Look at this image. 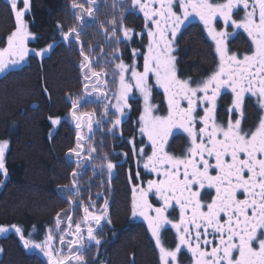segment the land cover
<instances>
[{"label":"snow or ice","instance_id":"6c2138e0","mask_svg":"<svg viewBox=\"0 0 264 264\" xmlns=\"http://www.w3.org/2000/svg\"><path fill=\"white\" fill-rule=\"evenodd\" d=\"M131 3L133 9L143 13L146 22L151 21L146 24L149 42L147 54H143V71H138L134 65H126L122 60L116 64L117 71L113 75H118L119 90L114 94L116 103L111 105L115 110L114 118L108 111L109 104L104 103L107 95L100 93L96 99L103 104V119L112 125L107 132L113 136L126 116L125 109L130 107L134 92H138L143 100V111L137 122L141 136L139 143L143 144V137H147L151 154L139 147L135 137L129 141L137 166L142 162L147 174L136 173V180L140 184L137 186L133 182L132 216L142 217L147 222L160 251L161 264H177L178 253L184 247L191 253V264H264V0H131ZM94 4L95 0H89V15ZM7 5L14 16L15 28L7 37V46L0 50V72L25 60L30 51L26 42L32 36L23 19L30 9V0H23L24 10L18 7V0H7ZM73 7L78 5L74 4ZM237 9H243L239 19L234 16ZM193 16L203 24L219 58L217 68L206 78L195 82L178 75L177 57L173 55L182 25ZM218 20L223 21L225 30L218 29ZM229 26L246 33L251 41L250 54H244L241 58L239 53L229 50L227 41L234 35L226 30ZM119 31L113 21L112 36L118 37ZM129 31L123 29L126 39L130 38ZM60 32L62 40L69 45L81 44V68L86 69L85 80L89 79V75L98 80L101 73L93 71L88 63L90 56L85 54L82 47L80 31L72 28L64 32L61 26ZM116 42L119 44V39ZM50 47L33 50L32 54L43 57ZM137 54L133 50V55ZM128 72L131 78L126 80L125 74ZM153 86L163 90L167 115L156 114V106L151 102ZM84 87L87 90L89 85L86 83ZM222 90L232 93L231 106L227 109L230 118L226 126L220 120L217 108ZM86 94L92 96V92ZM245 94L255 98L260 110L258 122L248 130L242 126ZM80 99H72L71 118L77 129L76 146L68 151L69 157H77V167L84 158L82 141L87 139L83 134L84 116L88 118V132H94V113H77ZM183 102H186V107ZM199 109L203 110V115ZM237 113L239 117L233 118ZM50 123L56 126L61 120L50 118ZM95 123L101 125L102 121ZM173 129L182 130L188 137L186 151L181 156L171 154L166 147ZM8 147L7 141H0V174L5 177V152ZM94 151V146L87 149L89 157ZM124 155L127 160L128 154ZM103 159L107 161V157ZM115 167L114 163L106 162L109 178ZM79 175L75 171L72 173L75 191L71 196L79 194V184L76 182ZM150 196H155L160 206L154 207ZM89 204L92 202L89 201ZM81 206L83 221H92L102 227L107 201L100 214L90 212L83 202ZM176 207L179 208L178 221L168 214L169 209L175 210ZM60 215L57 214L58 218ZM64 215L67 216V213ZM67 219L70 230L72 217L68 216ZM166 225L175 230V250L166 249L161 244V229ZM12 227L25 248L39 250L47 259V264H70L73 258L77 264H85L81 252L84 237L80 235V223H76L79 247L74 257L71 250L65 255L62 249L53 247L51 230L43 243H34L24 239L19 227ZM56 229L63 233L59 241L64 245L68 232L61 228L59 219ZM7 231V227H0V233ZM87 239L95 241L96 245L101 243L91 224L87 227ZM209 245L210 251L204 247Z\"/></svg>","mask_w":264,"mask_h":264},{"label":"trees","instance_id":"16d2710c","mask_svg":"<svg viewBox=\"0 0 264 264\" xmlns=\"http://www.w3.org/2000/svg\"><path fill=\"white\" fill-rule=\"evenodd\" d=\"M74 4L78 7H73ZM89 6V0H30V9L24 16L33 38L29 47L32 51L51 47L43 57L29 54L25 65L0 75V140L9 143L5 156L7 176L0 174V227L9 229L0 237V264H47L37 249L21 244L13 225L21 229L24 239L43 243L60 219L57 214L67 213L60 219L62 228L68 232L65 242L71 239L78 246L75 227L82 217L81 203L99 210L105 201L107 220L102 227L95 228L101 243L96 245L88 240L84 228L80 233L84 237L81 252L85 264H161L153 238L131 214V170H127L135 165L129 141L135 137L141 145L137 127L139 95L134 92L130 98V107L125 109L126 116L115 136L107 132L112 125L103 119V104L96 99L100 93L107 95L104 103L109 104L108 111L114 118L111 105L115 102L119 78L113 73L121 60L136 69L143 68L147 46L144 23L131 0H95L91 15ZM113 21L120 29L118 37L111 34ZM61 26L64 32L72 28L80 31L82 47L90 56L88 63L93 71L101 73L98 80L91 75L85 80L81 44L64 42ZM14 28L15 19L7 0H0V49L5 47ZM124 28L130 30L129 39L124 37ZM186 33L177 39L178 64L186 72L206 70L214 60L211 42L195 29ZM133 50L138 54L133 55ZM87 92H92V96ZM73 98H82L78 114L94 113L93 133L88 132L87 116L83 119L87 139L82 141L85 151L80 167L76 164L77 157L68 156L69 149L76 146L77 129L71 118ZM153 102L157 103L156 97ZM50 118H59L61 123L53 126ZM97 120L102 124L97 125ZM93 146L96 151L89 157L87 149ZM106 162L116 165L111 178ZM74 171L80 173L76 177L79 194L71 196L75 191ZM68 216L72 217L70 230ZM78 247L74 248L73 256Z\"/></svg>","mask_w":264,"mask_h":264},{"label":"flooded vegetation","instance_id":"af4514ba","mask_svg":"<svg viewBox=\"0 0 264 264\" xmlns=\"http://www.w3.org/2000/svg\"><path fill=\"white\" fill-rule=\"evenodd\" d=\"M136 12L139 16H141V21L144 23L143 33H144V35H146V39H147L146 44L148 46L149 41H148L146 24H150L151 21L146 22L143 13L139 12L138 9H136ZM242 15H243V9L234 10V16L237 19H239ZM217 26H218L219 30H225L224 25H223V21L218 20ZM191 29H195L196 31L200 32V34L202 35V37L206 41H208L209 43L211 42L212 52H214V60L211 61V64L208 66V68L206 70L201 71V72H195L193 70L186 72L182 69V65L178 64V55H177L178 42H177V39L185 31L187 32L186 33V35H187ZM226 30L234 33L233 37L230 38L229 41H227V45L229 47V50L231 52L239 53L241 58L243 57L244 54H250L251 41L248 39L246 33H244L242 29L241 30L232 29L231 26H229ZM147 46H146V49H147ZM173 55H175L177 57L178 75H180L181 78L190 79L193 82L206 78L209 74H211L217 68L218 63H219V58L216 56V53H215L214 42L208 36L207 31L204 29L203 24L199 21L198 18H196L194 16L190 17L189 21H186L185 24L182 25L181 32L177 35V38L175 41V51L173 52ZM137 70L142 72L143 68H140ZM130 77H131V75H130ZM153 82H154V80H153ZM154 84H155V82L153 83V85ZM153 87H154V89H152L151 102H153V97H156L157 103L153 102V104L156 106V109H157L156 114L157 115H167V101L164 98L163 90L158 88V87H155V86H153ZM139 98H140L141 104L138 108L139 109L138 117H137L138 120H139V115L142 112V98L140 96H139ZM231 99H232V93L230 90H222V96L220 98H218V105H217L218 113H219L220 120L225 124V126L228 122V119L230 118L228 113H227V109L231 106ZM245 99H246V103L244 105L245 118L242 121V126L245 128V130H248L250 128H253V126L258 122L257 117H258V113L260 110L255 103V98L251 97L248 94H245ZM183 103H184V106L186 107L187 106L186 102H183ZM198 111L200 112L201 115H203L202 109H199ZM238 117H239V113H237L236 117H233V118H238ZM138 130H139V128H138ZM139 136H140V134H139ZM140 140H141V136H140ZM187 145H188V137L186 136V134H184L182 130L173 129V135L169 136V138H168V145L166 146L167 150L171 154L181 156L182 154L185 153ZM139 147H143L149 155L151 154V145L147 141L146 137H143V144H141ZM134 163H135V165L129 166V168L127 170V172L129 170H131L129 172V174H130L129 175V185H131L132 188H133V182L137 186H139V184H140V181L136 180V173L138 171L142 175H147L143 169L142 162L140 163L139 167L137 166L136 159H135ZM130 177H131V181H130ZM152 178L155 179V176L153 175ZM144 184L146 186V180L144 181ZM132 195H133V193H132ZM150 202L153 204L154 207L160 206V202L157 201L155 196H150ZM168 214H170V218L175 219L176 221L179 220V208L178 207H176L175 210L169 209ZM135 219L139 223L144 225V227L147 228V230H148L146 221H144L143 219H137L136 217H135ZM148 232L151 235L149 230H148ZM151 237H152V235H151ZM153 240L156 244V241L154 238H153ZM161 244L166 249L175 250V248H176V245H177L176 233H175V230L172 229L170 225H166L164 228L161 229ZM204 247H206L207 250H209V251L211 250L210 245L204 246ZM157 249H158V247H157ZM159 259H160V251H159ZM191 261H192L191 253H189L187 251L186 247L182 248L181 251L178 253V256H177V264H191ZM160 263H161V261H160Z\"/></svg>","mask_w":264,"mask_h":264},{"label":"rangeland","instance_id":"374dc122","mask_svg":"<svg viewBox=\"0 0 264 264\" xmlns=\"http://www.w3.org/2000/svg\"><path fill=\"white\" fill-rule=\"evenodd\" d=\"M18 7L20 8V10H24L23 9V0H18ZM77 14L79 15V13L77 12ZM25 17H23V19H24ZM24 21H25V19H24ZM33 40V38H32V36H31V38L26 42L27 43V46H28V48H29V54H32V49H30V47H29V43L31 42ZM7 46V42H6V45H5V47ZM0 50H2V49H0ZM147 51H148V46H147V49H146V52H145V54H147ZM47 52H45L44 53V55L46 54ZM28 57V56H27ZM27 57L25 58V60H23V61H21L17 66H15V67H9L8 69H6L4 72H0V75H2V74H5L8 70H11V69H17L18 67H21V66H23V65H25L26 63H27ZM7 59V58H6ZM142 65H144V60L142 61ZM117 71V70H116ZM131 75V73L130 72H128V73H126L125 74V79L127 80V79H130V76ZM116 77H118V75L116 76ZM154 83V82H153ZM116 88H117V92H118V90H119V80H118V84H117V86H116ZM138 93V92H137ZM139 94V93H138ZM140 96V95H139ZM116 103V100H115V102L113 103V105ZM143 107H144V105H143V100H142V111H143ZM113 109V108H112ZM114 110V109H113ZM115 111V110H114ZM142 113V112H141ZM147 138V137H146ZM0 141H5V140H0ZM148 141V140H147ZM8 149H9V147H8ZM8 149H6V152H5V156H6V153H7V151H8ZM6 159V158H5ZM83 206H85V205H83ZM90 206V205H89ZM80 207L83 209V207L80 205ZM92 207H94V205L92 204ZM103 209H104V207L103 208H99V210L98 209H96V208H93V210L91 209V208H89V211L90 212H92V213H94V214H100L102 211H103ZM65 213H62L61 215H60V219H64L66 216L64 215ZM83 217H84V211H82V217H81V219H80V221H78V223H80L81 224V228H84V230H87V227L89 226V224H91V226L93 227V228H96V227H98L97 225H95V223L94 222H92V221H88V222H84L83 221ZM137 219H143L142 217H139V216H137L136 217ZM59 219V220H60ZM106 217H105V219H103L102 221H101V224L103 223V222H106ZM57 224V223H56ZM61 228H62V226H61ZM76 228V227H75ZM63 229V228H62ZM64 230V229H63ZM52 231V234H53V241H52V245H53V247L54 248H56V249H62L63 250V253L65 254V255H68V253H69V251L71 250V249H73V250H71L72 251V253H73V251H74V248L75 247H78L79 246V244H78V242H77V239H75L76 241V245H78V246H75L74 245V243H73V241L71 240V239H69L67 242H65V244L64 245H61L60 244V241H59V237H60V235L61 234H63L62 232H60V231H58L57 229H56V225L54 226V228L51 230ZM15 232V231H14ZM49 233H47V235H48ZM2 236V233H0V237ZM47 237V236H46ZM21 240V239H20ZM21 244H23V241L21 240ZM69 244H71V246H69L68 248H70V250L68 249L67 250V246L69 245ZM1 249V248H0ZM36 250V249H35ZM38 252H39V250H37ZM40 253V252H39ZM41 255H42V257L44 258V260H45V262L47 263V259L43 256V254L42 253H40ZM2 256H1V250H0V258H1ZM74 257V256H73ZM70 264H77V261L73 258L72 260H71V262H70Z\"/></svg>","mask_w":264,"mask_h":264}]
</instances>
